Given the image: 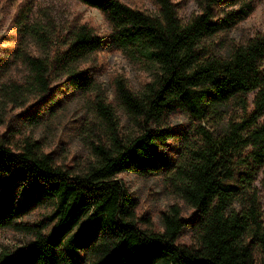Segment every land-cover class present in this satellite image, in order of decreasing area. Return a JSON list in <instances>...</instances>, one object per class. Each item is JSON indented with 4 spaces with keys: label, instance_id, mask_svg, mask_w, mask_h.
Listing matches in <instances>:
<instances>
[{
    "label": "trees",
    "instance_id": "1",
    "mask_svg": "<svg viewBox=\"0 0 264 264\" xmlns=\"http://www.w3.org/2000/svg\"><path fill=\"white\" fill-rule=\"evenodd\" d=\"M78 1L105 16L110 40L80 25L52 60H30L31 82L25 88L13 84L9 100L18 101L24 90L53 109L61 100L53 86L58 76H65L67 90H90L96 80L79 63L108 42L155 64L157 72L142 95L125 78L115 79V95L137 127L133 135L120 132L113 106L97 92L106 140L92 143L94 159L83 173L63 168L30 138L17 151L0 142V230L33 236L1 264H85L80 253L100 257L95 264H264L257 190L264 167V32L226 49L213 42L250 17L257 1L198 0L200 12L186 23L173 0H156L157 14L122 0ZM230 102L237 109L224 136L214 139L203 128L204 147L190 148L182 165L164 153L169 140L188 132L170 127L171 115L184 111L201 122ZM37 110H26L30 123L42 119ZM125 172L168 173L177 181L179 195L198 213L195 246L179 244L186 221L178 205L163 214V232L137 226L138 202L119 178ZM47 203L53 206L48 217L36 224L22 221Z\"/></svg>",
    "mask_w": 264,
    "mask_h": 264
},
{
    "label": "rangeland",
    "instance_id": "2",
    "mask_svg": "<svg viewBox=\"0 0 264 264\" xmlns=\"http://www.w3.org/2000/svg\"><path fill=\"white\" fill-rule=\"evenodd\" d=\"M122 1L133 8L158 13L156 0ZM173 1L184 23L200 12L198 0ZM256 1V10L250 17L213 39L214 43H219L220 49L264 32V0ZM82 24L92 26L98 35L110 40L113 31L105 16L78 0H0V142L10 144L17 151L27 138L35 140L45 153L54 156L59 165L77 174L83 173L94 159L92 143L106 140V125L99 120L96 109L97 92L105 95L113 106L120 120V132L133 135L137 127L115 95V79L125 78L130 87L142 95L145 85L157 72L155 64L130 57L108 42L79 63V70H87L96 80L90 90H67L65 76H58L53 86L61 94V100L53 109H48L47 104H39L38 96L24 90L18 101L9 100L13 84H23L25 88L31 82L30 60H52L66 45L70 34ZM249 97L252 102L253 94ZM34 106L43 115L38 123H30L25 117L26 110ZM236 109L235 103H227L214 112L210 110L206 120L201 122L184 111H177L170 116L168 125L188 132L182 138L169 140L164 153L176 164H184L190 157V148L204 147L207 138L203 128L208 135L219 139L225 135ZM263 176L264 167H261L257 190L264 213ZM119 178L138 202L136 224L141 230L163 232V214L171 206L178 205L181 217L186 221L179 244H197L194 224L198 213L179 195L177 181L168 173L143 177L125 172ZM52 212V205L43 204L22 221L36 224ZM32 239V235L24 232L0 230V264L4 255L16 254ZM80 254L85 264H95L101 259L89 253Z\"/></svg>",
    "mask_w": 264,
    "mask_h": 264
}]
</instances>
